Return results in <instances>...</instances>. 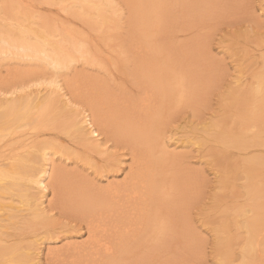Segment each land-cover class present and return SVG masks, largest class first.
<instances>
[{"label":"rangeland","instance_id":"obj_1","mask_svg":"<svg viewBox=\"0 0 264 264\" xmlns=\"http://www.w3.org/2000/svg\"><path fill=\"white\" fill-rule=\"evenodd\" d=\"M101 2L109 5L105 14L77 0H0V29L33 27L70 55L67 67L54 68L0 54V103L11 98L6 92L17 90L15 99L50 96L46 108L56 111L42 128L24 125L0 140L1 154L10 141L12 151L28 155L34 150L30 143H43L46 155L35 148L34 165L48 170L44 192L29 188L35 203L23 205L6 191L0 195V244L30 250L28 264H264V222L250 255L240 225L256 208L254 199L264 213V166L258 167L264 165V92L257 93L264 86V0ZM97 111L109 128L96 125ZM84 115L98 127L97 136L84 129L66 132L65 121L78 123ZM128 121L143 127L141 139L119 136ZM243 142L251 148L241 147ZM141 157L150 164V182L129 199L130 190L142 186L135 179ZM246 166L262 177L253 178ZM113 183L120 192L108 196L111 201L101 207L111 204V210L101 214L109 232L118 231L114 254L100 251L93 259L87 256L94 248L85 225L100 214H79L67 198L86 190L97 202ZM6 261L0 264H14Z\"/></svg>","mask_w":264,"mask_h":264},{"label":"bare ground","instance_id":"obj_2","mask_svg":"<svg viewBox=\"0 0 264 264\" xmlns=\"http://www.w3.org/2000/svg\"><path fill=\"white\" fill-rule=\"evenodd\" d=\"M77 4L80 5L81 7L84 6V9H89L90 7H92L99 14H103L105 12L104 11L105 7L109 6L108 4L104 5L101 2V0H77ZM30 24L31 23H29V25ZM16 28H17L16 31L12 30V28L7 27V26H4L3 29H0V54L15 53V55H17V56L29 57V59H32V60L36 59V60L42 61V62L46 63L47 65H49L51 67H54V68L55 67H60V68L63 67L64 68V67L68 66V64H69L68 58L70 56L68 48L63 47L62 44H59V43L53 41L50 38V36L48 34H46L45 32H43V31L41 33L37 32L36 30L33 29V27L19 25ZM148 72L150 74H152V70H150V69L146 70V73H148ZM262 73H264V72L261 70V75H262ZM258 77L256 79V83H260L261 81L264 80V74L262 76H260L262 78L261 80ZM258 79L260 80V82H257ZM260 84H258V86H260ZM263 85L264 84L262 83L261 87ZM154 87H157V86L154 85ZM251 88L252 87H249V89H251ZM255 88L256 87L253 88V91H254ZM258 90H256V91H258ZM256 91H254V92H256ZM260 91H258L257 93L261 94L262 92H264V86L260 89ZM15 92L17 93V90H10V91L6 92L4 95L10 94L11 98L10 99H6L4 101L5 103L4 102L0 103V140L7 133H12L13 135H15V133L17 134L16 130H18L20 127L21 128L23 127L24 129L27 126H30L31 127V128L29 127L30 129L36 128V127L37 128H42L43 126L46 125V123L48 121H50V119L55 117L56 111L53 110V109H47L46 108V105L49 104L52 101V98L50 96H46V98L41 97V96H36L35 99H33L32 97H24L22 99H19V98L15 99L16 96L15 97L11 96V95H14ZM261 95H264V93L261 94ZM261 95L260 96L256 95V97H261ZM255 99H257V98H255ZM261 100H264V99L261 98ZM149 101L151 103L150 99H149ZM262 103L263 102H261L260 105H262ZM262 106L264 107V105H262ZM253 107H255V106H252V108ZM252 108H251V110H252ZM257 108H259V106ZM94 110H96V109H94ZM253 112H255V111L253 110ZM249 113H252V112H250V110H249ZM94 115L96 116L95 123H96L97 126L98 125L99 126H103L102 129H104V130L106 129V127L109 128V125L106 123V120H105L102 112H100V111L94 112ZM245 116H244V118H246ZM250 116H252V115L250 114ZM253 118L254 117H252V119ZM57 121H58V119L55 118L54 124H56ZM252 121L256 122L257 119L252 120ZM241 122H240V124H241ZM261 122H262V120H261ZM259 123L260 122H258V125H259ZM261 124H263V123H261ZM24 125H27V126L24 127ZM121 125H124V122H122ZM121 125H120V129H118V134H119L120 137H123V138L125 137L127 139L129 137L130 138H139V139H141L143 137V127L142 126H137L135 123H132L131 121L130 122L128 121V122L125 123V128H127V127L128 128L125 129V131H124V130H122ZM80 127H81V129H80ZM63 128L68 133L80 134V132H81V134H82V133H84V131H83V129H84L85 131H88V133H87L88 135H93V136H97L98 135V131H97L98 127L95 128L93 126V122H92V120L90 119V117L88 115L82 116V118L80 119V122H78V123H76V121H74L73 119L65 121V123L63 125ZM245 129H247V128H245ZM231 133H233V132H231ZM238 133H240V132H238ZM233 135H235V132H234ZM254 135H256V134H254ZM6 136H8V135H6ZM234 138H235V140H237V141H235L236 144L242 143V142L238 141V137L237 136H234ZM2 139H4V138H2ZM250 139H249V141H250ZM9 140H8V142H9ZM145 140H146V136H145ZM147 140L145 141V143L149 142V140L148 141ZM224 140H226V139H224ZM258 140H257V142H253L252 140L251 141L253 143H255V145H259V143L261 142L262 146H263V144H264L262 142L263 140L261 139L262 141L260 140V142H258ZM127 141L131 142V143L134 142V140H130V139L127 140ZM245 142H247V141H245ZM245 142H243V144H241V147L243 146V148H244L246 146V145L244 146ZM252 142H248V143L253 144ZM10 143H11V141H10ZM10 143L8 144V148L9 149H11L10 148L11 145H12V147H14V145H15L14 143H13L14 145L10 144ZM235 143H233V144H235ZM30 144H31V146H30ZM30 144H29V146L34 148V150L31 152V155L30 154L28 155V153L26 152L25 154L23 153L24 154V156H23V154L19 153V151L15 152V151H12V149H11V151H12L11 153L9 152L10 150H8L9 153L5 154L7 152L8 148L6 149V151H3L4 149L1 148V149H3L2 151L4 152V154L2 153L3 154L2 155L0 153V195H4V192L6 191L7 193L12 194L14 196L13 198H18V200L23 202V205H24L25 202H30L33 199L35 200V197L32 198L33 195L29 191L30 187L34 188L32 185L36 186V190L40 189V192H41V190H43L42 192H44V189L47 188L46 183H45V178H46V175L48 173V170L45 167L38 168V167H36L34 165V163L35 164L38 163L37 162L38 161L37 160V155H35L34 152H36V150L41 152L43 149H45L44 148V144L43 143H39V144L30 143ZM5 145H7V143ZM24 146H25V144H24ZM236 146L238 148V145H236ZM249 146H251V145L246 146V149ZM19 147H18V149H19ZM26 147L28 149V146H26ZM35 148H36V150H35ZM239 148H240V146H239ZM249 148H251V147H249ZM20 150H21V148H20ZM25 151H26V149H25ZM40 155H41V157H45L46 152H41V154H39V156ZM134 155H135V157H138V153L134 154ZM28 157H30V158H28ZM251 158H248L247 161L248 162H252L253 161L252 159H257V158H254V157L252 159ZM249 159H251L252 161L249 160ZM261 160H263V159H261ZM261 160L259 162L263 163V161H261ZM237 161H238V163H240L239 162L240 160H237ZM237 161H235V164H236ZM244 161L245 160H243V162ZM257 161H258V159H257ZM142 162H145V163H142ZM254 162L255 161H253L252 164H254ZM244 164L246 165L245 162H244ZM245 165H244V168H245ZM236 166H238V164ZM255 166H257V165H255ZM259 166H264V165H258V167ZM246 167H249V168H246V171H247V169H250L253 166H246ZM149 168H150L149 162L144 160V158L141 157L140 160H139V164H138V166L136 168L135 179H136V181L138 183H141L142 186H140L137 190H135V189L132 190V191L130 190L128 195H126L127 198L129 197V199H131V198L135 199L137 197V195L140 194V192H142V190L145 189V187H147V185L150 182V181H148V178L146 176L147 171H148ZM260 169H262V168H260ZM260 169H257V170L255 169L253 172H255V171L259 172ZM261 171L263 172V170H261ZM247 172L248 173H252L251 171H247ZM244 173H245V171H244ZM252 175L254 177L253 176H251V177L255 178L257 173H255V174L252 173ZM251 177L249 176V178H251ZM260 177H262V176H258V177H256V179L257 178L260 179ZM228 178L229 177H227V179ZM250 182L252 183L253 181H249V183ZM257 182L255 181V183H257V184H259V182L261 183V181H257ZM262 184H263V180H262ZM118 186H119L118 184H114V183H113V185L112 184L109 185L108 189H110L111 192L110 191H106L107 192L106 194H101L102 197L99 198V200L97 202L94 199L91 200V199L88 198L89 194L86 193L87 192L86 190H81L79 192L78 191H72V193H73L72 196L67 198V202L66 203L67 204L68 203L71 204L72 207L74 206L73 209L79 214H85V213H91L93 215L94 214H100L98 217L92 218V219H90V220H88L86 222L85 226H86V228L88 230V238L90 239L89 243L93 246L94 249L92 251L91 250L87 251L85 249V251L89 252V254L87 253L88 254L87 255V254L84 253L85 255L82 254L81 257L83 255H84V257H86V255L87 256L90 255V257L92 258L93 256L98 255V253L100 251H102V253L105 254V256H107V257L113 256V254H114V245H113L112 241L114 240V238L117 235L118 231L114 230V231L109 232V229L105 226V222H104L105 218L107 216H105L103 213L101 214L103 208L111 210V206L112 205L111 204H107L105 207H101V205L106 204L107 203V199L109 201H111L110 198L108 197L111 194L113 195V198L117 197V193L120 192ZM261 187H259V189ZM262 188L263 189L261 191L264 190V187H262ZM6 192H5V194H7ZM252 192H254V191H252ZM253 194H255V196L256 195L259 196V197L256 196V198L257 199L259 198L258 200H261L260 197H262V196L258 195L260 193L257 194V192L256 193L254 192ZM250 198H252V197H250ZM253 199H254V195H253ZM34 200H33V202H34ZM250 200H252V199H250ZM254 200H255V202L253 201L252 203H253V205L256 204V208L253 209L255 206L253 208L249 207L250 210H251V208H252V210H251L250 213L248 212L250 210L247 211L249 213V215H250L251 213H253L252 211L255 210L254 215H250L249 216L248 213L247 214L245 213L248 208L246 209V208L243 207L245 209V212H243L244 211L243 208L240 209L241 213L243 212V213H245L244 215H247V217H246L247 219L244 218L245 216L244 217L242 216L244 218V220L246 221L245 222L246 223L245 226L242 223H240V225L241 226L243 225V227L246 228V236H245V240H246V247L245 248L246 249L244 247H242V248L245 249V251H246L245 253L248 254V255L252 254L255 251L254 250V241H256V248L259 246L260 233L263 230L261 228V225H262V221L264 222V220H263L264 219V215H263L264 213L260 212L261 210L263 211V209L260 210V206L262 204L259 205L258 203L260 201L256 202V199H254ZM262 200H263V197H262ZM10 202H11V200H10ZM33 202L31 201V203H33ZM35 202H36V200H35ZM118 202L119 201H116L113 204H117ZM3 203H4V201H3ZM3 205L4 204H2V207H3ZM26 205H27V203H26ZM0 206H1V203H0ZM31 206L39 207V204H32ZM251 206H252V204H251ZM10 207H13V206H10ZM38 209H40V208H38ZM31 211H33V217L34 218H40L41 220H43V218L41 217L42 215L37 213L36 209L35 210L31 209ZM240 211H237V213H240ZM241 213H240V215H241ZM248 216H249V218H248ZM238 217H240V216H238ZM239 220H241V219H239ZM239 222H237V223H239ZM188 231H189V229H188ZM98 232H102L104 237H101V239L100 238L98 239L97 238ZM255 238H256V240H255ZM3 241H6V240H3ZM228 241H229V239H228ZM1 243L3 244L2 241H1ZM11 245H12V243H11ZM11 245L3 246V245L0 244V262H1V260L4 261V259H5V261L6 260H12V261H14V264H28V263L32 262L33 258L31 259L30 255L28 254V253H30L29 252L30 250L29 251L27 250L28 251V253H27V251L25 249H24V251H26V252L23 251L22 247H21L22 249L20 250V248L18 247L19 245H17V244H16L17 246H15V245L11 246ZM81 252H83V251H80V253ZM77 253H79V252H77ZM241 256L244 257V255H242V254H241ZM93 259H94V257H93ZM226 259H228V258H226ZM229 261H230V259H229ZM224 263H222V264H224ZM245 263L248 264L247 262H245ZM3 264H4V262H3Z\"/></svg>","mask_w":264,"mask_h":264}]
</instances>
